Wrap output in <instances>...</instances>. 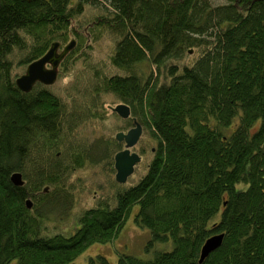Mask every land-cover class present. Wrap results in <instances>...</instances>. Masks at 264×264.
<instances>
[{"label": "trees", "instance_id": "1", "mask_svg": "<svg viewBox=\"0 0 264 264\" xmlns=\"http://www.w3.org/2000/svg\"><path fill=\"white\" fill-rule=\"evenodd\" d=\"M215 1L0 0V264H71L115 243L132 215L146 251L173 246L153 258L116 248L117 264H264V0ZM86 6L101 12L85 19ZM72 39L55 83L18 88L52 43ZM115 117L113 136L82 133ZM135 121L142 159L122 184L116 134ZM86 170L104 184L76 210ZM71 221L77 230L60 232Z\"/></svg>", "mask_w": 264, "mask_h": 264}, {"label": "rangeland", "instance_id": "2", "mask_svg": "<svg viewBox=\"0 0 264 264\" xmlns=\"http://www.w3.org/2000/svg\"><path fill=\"white\" fill-rule=\"evenodd\" d=\"M228 0H216V4H225L227 3ZM93 6H86V11L82 15L83 18L87 19L89 16L97 15L101 12V10H97L98 6H94L93 8H90ZM100 7V6H99ZM109 41L106 40H101V44L98 47V50L95 53V56H106V54L110 51L109 47ZM62 49V48H60ZM60 49L58 50V53L60 52ZM57 53V54H58ZM49 67V66H48ZM123 121L121 119H118L117 117L111 118L110 120H106L103 125H96V126H88L83 128V132L89 139L93 138H98V137H105L106 135H115V129L118 126H123ZM130 128V127H128ZM126 128V130L128 129ZM125 130V131H126ZM141 144L139 143L137 146L138 150ZM92 170V169H91ZM91 170H86L84 174L78 173V178L83 179V183L86 185H89L91 188H88L86 190V195H83V198L79 200V203L77 204L76 210L82 206H86L87 204L91 205L87 200H91L93 194L91 193L93 189H97L98 185L104 184L103 178L98 172L96 171H91ZM138 173V172H137ZM141 174V172H140ZM116 176V175H115ZM138 175L133 176L129 182L136 183L138 181ZM87 202V203H84ZM75 210V211H76ZM137 208L135 209V211ZM220 217V214L218 215ZM66 224V225H65ZM60 223L57 225L60 228V232L64 234H70L73 233L77 230L76 224L74 222H67V223ZM78 225V224H77ZM150 238L149 231L144 228H140L134 223V215L128 219L126 222L125 227L123 228L120 238L115 242V243H110V244H93L89 246V249H87L85 252L80 254L78 256V259H76L74 262L71 264H88L89 257H95L98 255H104L107 257L110 261L111 264H117V254L115 252V249L118 248L124 252H127L129 254H135L136 256L139 257H146V258H153L154 257V252L155 251H161L163 252L164 250L171 249L173 246L172 243H158L153 248L152 252L146 251L147 247V242Z\"/></svg>", "mask_w": 264, "mask_h": 264}, {"label": "water", "instance_id": "3", "mask_svg": "<svg viewBox=\"0 0 264 264\" xmlns=\"http://www.w3.org/2000/svg\"><path fill=\"white\" fill-rule=\"evenodd\" d=\"M47 53L43 57L37 59L27 66L26 72L19 76L17 79V86L24 92H28L32 89L33 85L38 82L49 85L53 84L58 79L59 63L68 55L69 51L76 46L74 39L69 41V44L58 53L61 47L59 42L52 43ZM58 53V54H57ZM48 64L52 67H48ZM111 110L121 116L123 119L130 118V107L124 104H117L115 107H111ZM143 129L142 126L135 121V127L127 131V133L121 131L116 134V138L119 142L125 144L124 150L117 152L114 157L116 176L115 180L119 183H127L129 177L134 174L136 165L141 161V157L136 152H132L131 149L136 146L141 139ZM12 181L15 185L21 186L23 184L22 175L19 173L12 174ZM28 207L31 208V201L27 202ZM223 235L217 234L207 239L205 245L201 249L200 262L204 261L208 255L222 244Z\"/></svg>", "mask_w": 264, "mask_h": 264}, {"label": "flooded vegetation", "instance_id": "4", "mask_svg": "<svg viewBox=\"0 0 264 264\" xmlns=\"http://www.w3.org/2000/svg\"><path fill=\"white\" fill-rule=\"evenodd\" d=\"M60 48H61V47H60ZM62 50H63V49H60V52H61ZM60 52H59V53H60ZM48 66H49V67H52V66H50L49 64H48ZM134 127H135V126H130V128H128L126 131H123V132L127 133L128 130H130L131 128H134ZM139 141H140V140H139ZM138 143H139V142H138ZM137 145H138V144H137ZM137 145H136V146H137ZM136 146H134V147L131 149L132 152H136V151H134V149H137ZM124 149H126V148H125V144L123 145V150H124Z\"/></svg>", "mask_w": 264, "mask_h": 264}, {"label": "bare ground", "instance_id": "5", "mask_svg": "<svg viewBox=\"0 0 264 264\" xmlns=\"http://www.w3.org/2000/svg\"><path fill=\"white\" fill-rule=\"evenodd\" d=\"M137 166V165H136Z\"/></svg>", "mask_w": 264, "mask_h": 264}]
</instances>
